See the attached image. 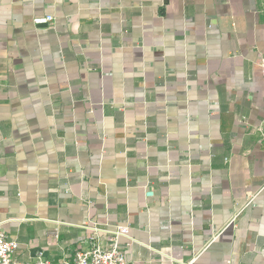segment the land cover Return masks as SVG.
Here are the masks:
<instances>
[{
    "label": "crops",
    "instance_id": "obj_1",
    "mask_svg": "<svg viewBox=\"0 0 264 264\" xmlns=\"http://www.w3.org/2000/svg\"><path fill=\"white\" fill-rule=\"evenodd\" d=\"M262 59L264 0H0L15 258L264 264Z\"/></svg>",
    "mask_w": 264,
    "mask_h": 264
},
{
    "label": "built area",
    "instance_id": "obj_2",
    "mask_svg": "<svg viewBox=\"0 0 264 264\" xmlns=\"http://www.w3.org/2000/svg\"><path fill=\"white\" fill-rule=\"evenodd\" d=\"M53 17L35 19L36 25L49 24ZM261 68L264 75V59L261 61ZM260 142L264 145V125L257 129ZM95 232L99 230L91 227ZM126 237L129 239V228H119L110 232L109 241L106 247L101 246L93 241L92 248L86 252H77L74 257L63 262V264H129L124 249L119 244V238ZM19 245L16 240L11 239L6 232L0 229V264H55L48 259L43 249L37 250L29 258L27 263H22L15 258V253Z\"/></svg>",
    "mask_w": 264,
    "mask_h": 264
}]
</instances>
